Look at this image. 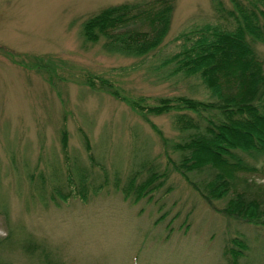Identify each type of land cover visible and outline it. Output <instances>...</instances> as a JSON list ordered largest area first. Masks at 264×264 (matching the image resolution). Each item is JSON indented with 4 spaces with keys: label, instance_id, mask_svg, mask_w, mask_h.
<instances>
[{
    "label": "rangeland",
    "instance_id": "obj_1",
    "mask_svg": "<svg viewBox=\"0 0 264 264\" xmlns=\"http://www.w3.org/2000/svg\"><path fill=\"white\" fill-rule=\"evenodd\" d=\"M125 1L133 0H0V263L233 264L236 238L246 244L238 264H264V226L223 213L229 194L206 201L207 167L187 173L190 181L175 170L176 112L147 115L164 144L150 122L99 86L102 78L143 105L161 97L216 99L198 75L174 73L165 60L206 25L232 30L234 20L224 15L230 0H173L168 32L145 57L108 53L104 36L92 42L82 34L88 17ZM141 20L128 29L144 28ZM255 47L264 68V44ZM244 158L254 169L238 172L232 187L264 207V157ZM145 161L167 179L152 195L125 199L116 180L121 186L140 169L141 181ZM74 165L87 174V188L99 176L106 185L86 202L53 200L57 174L63 190L75 192Z\"/></svg>",
    "mask_w": 264,
    "mask_h": 264
},
{
    "label": "trees",
    "instance_id": "obj_2",
    "mask_svg": "<svg viewBox=\"0 0 264 264\" xmlns=\"http://www.w3.org/2000/svg\"><path fill=\"white\" fill-rule=\"evenodd\" d=\"M231 7L224 13L232 18L235 27L222 30L204 26L195 40L183 49L170 55L165 63L175 64L174 73L185 76L198 75L216 99L205 101L187 96L161 97L156 104H142L143 98L122 95L119 90L101 78L100 87L116 99L124 101L146 121L148 114L162 115L176 112L175 124L180 141L173 145L179 150L178 163L173 166L189 180L187 173L208 168L207 188L200 190L208 203L230 195L222 208L223 213L243 217L264 226V207L245 190H235L234 178L238 172L252 171L244 158L264 157V68L256 44H264V0H230ZM173 0H133L108 5L88 17L83 24V36L92 42L105 37L104 50L129 57H145L160 48L171 24L174 11ZM146 16L147 19H142ZM142 19V20H141ZM147 22L144 28L128 29L129 23ZM136 24V23H135ZM35 67L40 65L38 57L32 58ZM98 79V78H96ZM86 84L94 88L92 79ZM164 144L167 138L160 128L150 122ZM67 134L63 130V142ZM84 145L90 149L89 138L83 134ZM66 154V145H63ZM248 159V160H249ZM71 170L76 180L74 191L63 190L64 181L53 176V200L64 201L78 197L89 199L106 185L94 177L91 187L85 185L87 174L77 165ZM146 176L138 182L140 169L130 172L115 188L124 198L137 202L151 193L167 179V171L158 173L146 161ZM190 181V180H189ZM95 182H98L94 185ZM233 191V193H229ZM75 193V194H71ZM239 249L232 251V263L246 248V244L234 238ZM233 250V249H232ZM1 264V263H0Z\"/></svg>",
    "mask_w": 264,
    "mask_h": 264
}]
</instances>
